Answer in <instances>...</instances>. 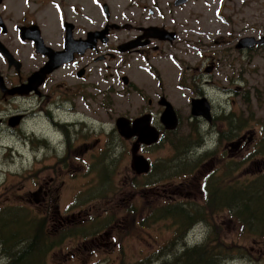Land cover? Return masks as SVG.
<instances>
[{
    "label": "rangeland",
    "instance_id": "1",
    "mask_svg": "<svg viewBox=\"0 0 264 264\" xmlns=\"http://www.w3.org/2000/svg\"><path fill=\"white\" fill-rule=\"evenodd\" d=\"M159 1L162 4L161 10L164 11V18L169 23L173 24L170 21L172 14H174L172 18L176 23H180L177 20L179 17L184 22H187L188 19L193 20L190 26L192 30H195L194 42L197 45L196 55L198 58L204 52L221 57V63L217 64L216 73L210 80L211 84L204 86L202 91L204 95L201 96L207 98L211 104L213 117L229 116L230 119L233 117L235 120H242L245 127L239 131V137L247 131L261 129L263 139L261 136L260 139L264 143V51L242 54L234 50L233 47L244 37H258L264 34V0H189V3L181 4L183 6L179 11L174 10L170 15L168 8L174 6L172 5L174 1ZM151 5L152 1L150 0ZM138 12L136 9L131 10L122 17V23L138 24L139 22L134 17ZM141 13L145 17L150 16L147 11ZM155 20L159 19L155 18ZM221 40V44L215 43V41ZM229 42H233L232 47L228 45ZM223 53L228 56L224 57ZM172 54H175V51H172ZM140 59V57L134 56L132 68L127 74L139 78L143 82L140 83L141 86L145 87L151 79L147 75L149 68L146 70ZM183 68L181 73L180 66L175 65L171 60L165 59L161 63L164 95L175 105L181 125L173 135L174 139L164 140L154 149L143 148L141 150V154L152 164L153 171L150 176V173L143 176H137L134 173L131 168L132 142L125 141L118 135L115 124L120 117L134 119L143 113V106L145 107L147 104L146 100L153 98L152 93L141 96L125 92L123 95L111 98L109 93L104 91L102 93V108L101 111L96 112L95 119L91 118L92 111H85L82 120L86 123V133L90 131L92 134L95 133L96 139L101 138V147L97 148L95 152L89 153L94 156L102 149V153L95 156L98 159L88 154L77 153L75 140L71 149L72 153L62 161L61 156L54 155L50 148H46L49 138L48 142L44 141L43 144L36 142V146L33 148L29 137H31L34 128L31 125L30 132L24 130L28 123L31 124L30 111H25L23 107L16 111L18 107L16 103H13L11 107L0 112L2 117L19 111H24L27 116L25 126L12 131L6 126L5 130L0 133V137L13 139L20 147L30 148L33 154L38 153L41 149L45 150L42 158L37 159L34 155L30 166L25 167L26 157L23 156L19 148L9 146L0 149L3 151L4 162L20 164L18 171L6 173L4 182L0 183V209L9 206L25 207L34 211L37 216L45 215L46 211L50 209L52 213L48 211V215L54 219L58 212L70 218L69 231L72 233L62 241L56 250L51 253L47 252L45 264H162L164 260L171 261L174 256L168 254V249L178 247L179 240V234L173 232L175 228L173 220L160 221L156 218L150 223L147 220L151 216L157 215L158 212L160 213L163 205H172L176 199L173 191L177 189H183L185 194H190L194 201L202 200L200 186L194 181L198 177L201 167L188 176L174 175L182 171L178 165L186 159L182 155L184 151L192 149L194 153L189 157L202 154L196 153V150L199 149L196 144L188 142H196L202 138L205 143L204 135L210 136L213 132L218 134L215 148L209 150L214 153L213 158L204 162H208L213 171L212 181L219 178L218 188H227L228 184H232L236 185V189H230L237 192L242 184L262 181L264 178V148L254 151L253 145L247 146L234 159H229L224 148L230 142L221 140L219 135L220 132L228 131V122L224 124L217 122L210 127L205 120L199 119L202 120L200 123L197 118L191 115L189 105L191 97L178 88L179 80L183 75H187L185 74L186 65H183ZM104 73L103 71V75ZM153 84L154 82H152ZM158 88L155 83V89ZM218 93L226 94L227 99H223ZM141 98L145 100V103ZM226 106H230L231 111H228ZM203 123L208 126L204 135L200 128ZM194 129L198 131V134H193ZM105 141L106 144H104ZM259 151L261 154H258ZM177 153L180 155L178 156ZM193 157L188 158V161L194 162ZM103 159L114 161L110 178L112 193L104 200H90L93 196L90 195L99 190L101 186L99 165ZM258 163L261 164L258 165ZM227 164H230L229 167L235 171H231L229 176L223 177L221 165L225 168ZM258 168L262 170V173H259ZM202 170L204 171V169ZM180 183L189 185L181 186ZM39 185L52 192L60 190V198L48 205H42L36 196ZM261 185L264 187L262 183ZM177 198L183 204L187 200L185 197ZM87 200H90L89 203ZM193 204L201 206L199 202ZM236 210L229 209V212L220 211L208 216V224L214 229L213 248H220L216 253L223 254L219 255V261L222 264H231L234 260L247 259L249 264H264V237L261 238L262 236H257L244 229ZM258 216L259 224L256 231H260L262 226L264 227V213L259 212ZM106 222L112 224L105 226ZM102 223L104 228H102ZM53 226L55 225L52 223L47 224L48 236L51 235L52 240H59L62 234L57 227L53 228ZM77 229L83 230L82 232L85 230L96 232V236L101 234L105 241L100 240V243L107 244V247L97 250L94 255L85 250L78 253V248L85 240L71 236L81 233ZM202 229L204 226L199 225L195 233L190 234L189 237L193 243L206 246L208 243L203 236L199 235V231ZM109 231L111 233L107 237L104 233ZM44 236L45 234L41 240ZM48 243L50 244L49 239ZM71 252H74L75 259H70ZM226 253L228 255H224ZM5 263L6 260L0 256V264Z\"/></svg>",
    "mask_w": 264,
    "mask_h": 264
},
{
    "label": "flooded vegetation",
    "instance_id": "2",
    "mask_svg": "<svg viewBox=\"0 0 264 264\" xmlns=\"http://www.w3.org/2000/svg\"><path fill=\"white\" fill-rule=\"evenodd\" d=\"M151 1L150 6V0H0V112L11 107L13 103H16L18 107L16 111L21 107L25 111H30L29 118L34 130L29 140L32 141L33 148L36 142L43 144L44 141L48 142L49 138L46 148H50L54 155H57L55 149L50 146V137L58 131L63 134V142L66 145L61 161L66 160L72 153L74 140L77 143V153L88 154L98 159L95 156L100 155L102 149L94 156L89 153L101 147V138L96 139L95 133L92 134L90 131L86 133V123L82 118L88 110L93 112L91 118L95 119L96 112L101 111L102 108L104 91L108 92L111 98L123 95L125 92L141 96L152 93L153 98L146 100L147 104L143 106V113L134 119L125 117L133 122L143 116H150L152 126L160 133L159 143L149 147L142 145L140 154L143 148L154 149L164 140L175 138L173 135L178 129L169 131L161 122V117L166 110L163 105L165 98L175 109L179 126L181 125L175 105L164 95L161 63L165 59L171 60L175 65L180 66L181 73L184 69L183 65H186L185 74L187 75H183L179 80L178 88L191 97L189 105L192 109L193 100L205 98L201 97L204 95L203 88L211 84L210 80L216 73L217 64L221 63V57L204 52L198 58L197 45L194 42L195 30H192L190 26L193 20L188 19L184 22L179 17L177 20L180 23H176L172 18L174 14L170 15L183 6L177 4L180 0H173L174 6L168 8L170 21L173 24L165 20L160 1ZM133 9L139 11L134 15L139 23L136 25L122 23V17ZM142 11H147L150 16L145 17ZM153 29L160 31H153ZM250 38L260 40L264 38V34ZM239 41L233 47L242 54L264 51V45L237 49ZM221 42L222 40L215 41L216 44ZM232 44L233 42L228 43L231 47ZM172 51H175V54H172ZM223 55L228 56L226 53ZM134 56L141 58L146 70L149 68L147 75L151 81L145 87L141 86L140 83L143 82L139 78L127 74L132 68ZM209 70L212 71L209 73ZM152 82H154L153 85ZM155 83L158 89H155ZM141 99L145 103V100ZM65 105H70V108H65ZM66 116H71V121L66 122ZM15 118L19 119L15 123L16 126H13L11 121ZM26 119L24 111L8 114L6 117L0 116V133L6 126L11 131L25 126ZM197 119L202 123V120H199L202 118ZM217 119L213 117L212 123L206 122L211 127L217 123ZM262 132L261 129L247 131L240 137L238 135L236 140H227L226 142L230 143L224 148L226 156L234 159L245 147L251 145L254 146V151L262 150L264 148L261 140ZM41 138L45 140H39ZM125 141H131L133 147L137 138ZM237 141H241L239 150H231L230 144ZM188 143L196 144L197 148L204 145L202 138ZM193 153L192 149L182 153L186 158L178 165L182 171L175 173L174 176H188L199 167L204 169V171L200 169L198 177L194 179L200 186L202 200L198 202L201 206L193 204L198 202L192 200L190 194H185L183 189L173 191L176 199L172 205L162 206L156 218L158 217L160 221L173 220L172 223L175 225L173 232L179 234L178 247L168 249V254L174 258L171 261L164 260L162 264H214L215 260L216 264H222L219 261V255L223 254L216 253L220 248H213L214 229L208 224V216L220 211H228V204L226 201H221L218 202L220 208L216 210L217 212L213 209V171L209 163L204 162L212 160L214 153L206 150L201 155L192 156L196 162L188 161ZM258 154H261V151ZM177 155L179 156L180 153ZM229 166L230 164H227L224 168L221 165V171L225 172ZM258 171L262 173L259 168ZM180 184L181 186L189 185L188 183ZM228 185L230 188L235 186ZM37 190L36 196L42 205H48L60 198V190L52 192L42 185H39ZM177 197H185L187 200L183 204ZM48 211L52 213L50 209ZM48 211L43 216H37L33 211L34 214L24 220L34 221L38 225L42 222L38 228L43 230L46 236L49 234L48 223L55 225L53 228H58L62 234L59 240H52L51 235L47 238L50 241L48 252L51 253L72 232L69 231L71 224L69 216L58 212L54 219L48 215ZM198 224L204 226V229L199 231V235L203 236L208 243L206 246L193 243L189 237L190 234L195 233ZM110 233L111 231L104 234L109 237ZM96 234L91 231L72 234L73 237L88 241L82 242L77 252L81 253L85 250L94 255L97 250L106 248L107 244L100 243V240L105 241L102 235L96 236ZM69 255L70 259H75L74 252ZM214 256H217L216 259ZM43 264H45V257Z\"/></svg>",
    "mask_w": 264,
    "mask_h": 264
},
{
    "label": "trees",
    "instance_id": "3",
    "mask_svg": "<svg viewBox=\"0 0 264 264\" xmlns=\"http://www.w3.org/2000/svg\"><path fill=\"white\" fill-rule=\"evenodd\" d=\"M217 122L224 124L228 122V131L220 132L221 140H232L238 137L239 131L245 127V123L242 120H235L233 117H218ZM194 135L198 134V131L194 129ZM227 133V135H226ZM179 151V148H178ZM181 153V152H180ZM100 166L101 174V186L99 190L93 192L90 196V200L105 199L111 192L112 187L111 170L114 167V161H108L103 159ZM235 170L229 169L227 172H222L223 177L229 176L230 172ZM152 172L149 174V176ZM229 179V178H226ZM264 178L261 182L255 181L248 184H242L239 190H232L230 186L227 188H218L220 180L215 179L213 182L212 199L213 209L215 212L219 209L218 202L226 201L228 208L231 211L236 210L241 218V224L247 231L256 234L257 236L264 237V227L262 226L260 231H256V227L259 224L258 213H264ZM226 184V183H225ZM232 187H236L232 186ZM236 189V188H235ZM90 200H87L89 203ZM3 209V208H2ZM0 209V256L6 260L5 264H43L45 254L49 251L48 236H44L43 230H39V223L34 221H27L24 218L31 217L34 213L25 207L9 206ZM157 215L151 216L147 221L150 223L153 219H156ZM158 218V217H157ZM112 223L106 222L105 226H109ZM102 228L103 223H102ZM81 231V230H79ZM83 231V230H82ZM81 231V232H82ZM85 232H87L85 230ZM83 232V233H85ZM216 259V257L214 256ZM216 264V260L214 261Z\"/></svg>",
    "mask_w": 264,
    "mask_h": 264
},
{
    "label": "water",
    "instance_id": "4",
    "mask_svg": "<svg viewBox=\"0 0 264 264\" xmlns=\"http://www.w3.org/2000/svg\"><path fill=\"white\" fill-rule=\"evenodd\" d=\"M187 0H180L178 5L186 3ZM153 31H160L159 29H153ZM174 38V37H173ZM172 38V41H173ZM256 45H264V38L257 40L255 38H245L239 41L237 49L253 48ZM212 70H209L210 73ZM163 105L166 107L165 112L161 117L163 126L169 131H175L179 127V119L177 113L171 103L167 99H163ZM191 115L194 118H202L208 123H212L213 114L212 106L206 98L195 99L192 101ZM19 118H15L11 121L13 126H16V121ZM116 129L119 135L125 140H132L137 138L136 143L132 147V165L131 168L137 176L147 175L151 172V162L142 154H140V148L144 146H153L159 143L160 133L152 126L151 117L143 116L131 122L125 117H120L116 121ZM241 141L233 142L230 147L233 151L239 150Z\"/></svg>",
    "mask_w": 264,
    "mask_h": 264
},
{
    "label": "clouds",
    "instance_id": "5",
    "mask_svg": "<svg viewBox=\"0 0 264 264\" xmlns=\"http://www.w3.org/2000/svg\"><path fill=\"white\" fill-rule=\"evenodd\" d=\"M223 99H227L226 94L224 93H218ZM228 111H231L230 106H226ZM65 108H70V105H65ZM65 121H71V116H66L65 117ZM110 127V126H109ZM201 128V133L202 135H204L207 132L208 126L206 123H203L200 125ZM24 130L26 132H30L31 130V124L28 123L26 127H24ZM218 138V134L213 132L211 133V135H204V140L205 143L203 145V147L197 149V153L201 154L206 150H212L215 148L216 146V139ZM64 141V137L63 134L60 132H55L54 134L51 135L50 137V146L52 149H55L57 156H63L64 151H65V143ZM17 147L19 148V150L22 152L23 156L26 157V162L24 164L25 167L30 166L32 160H33V156L35 155L37 159L42 158L43 154H44V149H41L38 153L33 154L30 150V148H22L19 146V144H17L16 142H14L13 139H9L7 137H0V149H4L6 147ZM49 154H51L49 152ZM3 151L0 150V183H3L5 180V174L8 172H16L19 170L20 168V164L18 162H14V163H8V162H4L3 161ZM231 264H249V262L247 261V259L244 260H234L231 262Z\"/></svg>",
    "mask_w": 264,
    "mask_h": 264
},
{
    "label": "bare ground",
    "instance_id": "6",
    "mask_svg": "<svg viewBox=\"0 0 264 264\" xmlns=\"http://www.w3.org/2000/svg\"><path fill=\"white\" fill-rule=\"evenodd\" d=\"M199 225V224H198ZM204 244V243H203ZM185 261V260H184Z\"/></svg>",
    "mask_w": 264,
    "mask_h": 264
}]
</instances>
